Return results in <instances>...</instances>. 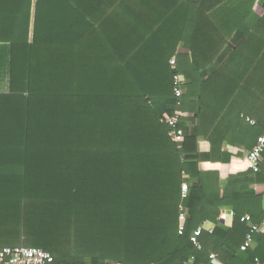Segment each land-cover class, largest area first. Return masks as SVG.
Wrapping results in <instances>:
<instances>
[{"label":"trees","instance_id":"obj_1","mask_svg":"<svg viewBox=\"0 0 264 264\" xmlns=\"http://www.w3.org/2000/svg\"><path fill=\"white\" fill-rule=\"evenodd\" d=\"M0 42V137L14 147L0 238L15 239L0 249L40 248L52 264H264V230L237 258L241 217L264 219L251 189L264 156L255 173L246 160L264 131V0H0ZM178 112L175 140L160 118ZM243 158L247 170L222 180L199 167ZM221 210L233 212L227 230ZM205 222L216 227L196 248Z\"/></svg>","mask_w":264,"mask_h":264},{"label":"built area","instance_id":"obj_2","mask_svg":"<svg viewBox=\"0 0 264 264\" xmlns=\"http://www.w3.org/2000/svg\"><path fill=\"white\" fill-rule=\"evenodd\" d=\"M172 68L174 67V60L170 61ZM184 80L178 76L174 77V96L177 99L176 105L179 106L178 99L183 94ZM182 113L178 112L176 115L168 118H160V123L165 124L169 129V135L175 139L179 140L183 136L182 129L179 127L180 120L182 118ZM250 124H254L252 120H247ZM264 156V131L256 138V142L247 154L246 160L248 164V169L252 172H257L259 170V165L263 160ZM187 195V184L183 183L181 185V196L184 199ZM230 217H233V212L229 211ZM187 218V211L184 206H180L178 215V234L181 235L184 230V222ZM224 220V216H223ZM220 221L221 218H220ZM244 222L249 229V232L245 236L243 244L240 246V251L244 252L252 248L253 235L260 233L264 230V220L261 223H253L249 215H244L240 219ZM202 226H198L193 230L189 236L190 242L196 247L200 248L198 238L202 233ZM210 259L217 262L216 255L211 254ZM0 260H5V264H52L51 255L36 247H26V246H16V247H4L0 250ZM255 264H262L257 258L254 259Z\"/></svg>","mask_w":264,"mask_h":264},{"label":"crops","instance_id":"obj_3","mask_svg":"<svg viewBox=\"0 0 264 264\" xmlns=\"http://www.w3.org/2000/svg\"><path fill=\"white\" fill-rule=\"evenodd\" d=\"M10 94V49L9 44L0 42V112L7 105L5 102V98ZM7 99V98H6ZM0 137V182H8L10 177L13 178V175L9 174V166L12 164L13 150L12 144L9 143L8 137H6L5 141ZM230 150L233 148L230 147ZM198 150L200 152H208L209 144L206 141L199 140L198 142ZM11 154V158L9 156ZM199 167L202 171H217L219 173V178L227 177L228 175H233L238 172H242L247 170V164L245 162V158L241 161H233L232 159L227 163H200ZM10 179V180H11ZM222 187V183L220 182V188ZM251 189L254 190L257 194H263L262 207L264 210V181L263 182H255ZM248 215V214H245ZM224 216V220H223ZM250 216V215H249ZM220 224L223 226L224 230L230 226L231 217L229 214V210L220 211L219 220ZM264 220V219H263ZM244 223V222H243ZM203 230L208 233H212L215 229V225L210 222L202 223ZM18 246V245H17ZM20 246V245H19ZM4 247H16V246H4ZM2 247V248H4ZM1 248V249H2ZM252 248L255 249L254 244H252ZM0 249V250H1ZM257 253L264 258V243L259 247V250H256ZM237 258L241 261L246 260L247 256L243 252H239L237 254Z\"/></svg>","mask_w":264,"mask_h":264},{"label":"rangeland","instance_id":"obj_4","mask_svg":"<svg viewBox=\"0 0 264 264\" xmlns=\"http://www.w3.org/2000/svg\"><path fill=\"white\" fill-rule=\"evenodd\" d=\"M0 240L2 241V242H8V243H12V244H15V239H7V238H4V237H2V238H0Z\"/></svg>","mask_w":264,"mask_h":264}]
</instances>
